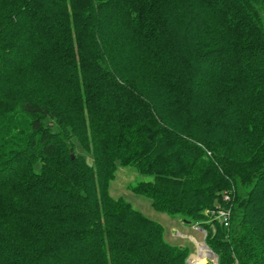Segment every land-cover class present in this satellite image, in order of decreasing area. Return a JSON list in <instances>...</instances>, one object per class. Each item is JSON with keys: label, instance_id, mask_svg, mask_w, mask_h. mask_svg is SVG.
<instances>
[{"label": "trees", "instance_id": "16d2710c", "mask_svg": "<svg viewBox=\"0 0 264 264\" xmlns=\"http://www.w3.org/2000/svg\"><path fill=\"white\" fill-rule=\"evenodd\" d=\"M119 166L264 264V0H0V264H188Z\"/></svg>", "mask_w": 264, "mask_h": 264}, {"label": "rangeland", "instance_id": "374dc122", "mask_svg": "<svg viewBox=\"0 0 264 264\" xmlns=\"http://www.w3.org/2000/svg\"><path fill=\"white\" fill-rule=\"evenodd\" d=\"M59 86H53L57 88ZM56 94L64 96L65 90L61 92V89H56ZM76 143V152L83 154L89 163H93V157L90 153H87L80 145L77 138L74 139ZM140 179H150V177L140 175L134 167H120L116 171V177L110 184V193L113 197H123L132 204L134 208L139 210L146 217L161 224L164 229L165 240L178 246H187L190 249V253L187 258L188 264H218V257L209 244L207 232L203 230L201 223L198 221L184 222L180 216H171L167 213L156 210L151 199L145 194H139L131 191L129 186L135 184ZM226 195V194H224ZM224 199V197H223ZM207 214V210L205 211ZM208 215V221L210 220ZM213 251L212 254L209 249ZM200 253H204L201 256ZM195 257H201L199 259Z\"/></svg>", "mask_w": 264, "mask_h": 264}, {"label": "built area", "instance_id": "2783aa9c", "mask_svg": "<svg viewBox=\"0 0 264 264\" xmlns=\"http://www.w3.org/2000/svg\"><path fill=\"white\" fill-rule=\"evenodd\" d=\"M224 200H229V195H224ZM214 215V217L219 220L220 223L224 224L225 226H229L230 224V209H226L224 207H219L216 211H213L211 213V216Z\"/></svg>", "mask_w": 264, "mask_h": 264}, {"label": "bare ground", "instance_id": "6f19581e", "mask_svg": "<svg viewBox=\"0 0 264 264\" xmlns=\"http://www.w3.org/2000/svg\"><path fill=\"white\" fill-rule=\"evenodd\" d=\"M201 256H204V253H200ZM197 259L201 258V257H195Z\"/></svg>", "mask_w": 264, "mask_h": 264}, {"label": "water", "instance_id": "95a60500", "mask_svg": "<svg viewBox=\"0 0 264 264\" xmlns=\"http://www.w3.org/2000/svg\"><path fill=\"white\" fill-rule=\"evenodd\" d=\"M208 249H209V248H208ZM209 251H210L212 254H214L212 250L209 249ZM214 255H215V254H214Z\"/></svg>", "mask_w": 264, "mask_h": 264}]
</instances>
